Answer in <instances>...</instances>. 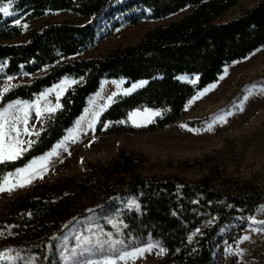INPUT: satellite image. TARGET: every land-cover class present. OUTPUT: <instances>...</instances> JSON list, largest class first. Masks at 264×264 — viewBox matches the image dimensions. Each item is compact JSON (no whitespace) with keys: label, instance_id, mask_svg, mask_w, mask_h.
Segmentation results:
<instances>
[{"label":"trees","instance_id":"16d2710c","mask_svg":"<svg viewBox=\"0 0 264 264\" xmlns=\"http://www.w3.org/2000/svg\"><path fill=\"white\" fill-rule=\"evenodd\" d=\"M239 1L129 0L122 11L133 13L126 18L132 25L190 6L195 10L179 22L147 33L134 47L85 58L81 54L98 41L99 20L118 0H0V5L12 3L15 11L27 14V21L55 11L72 12L80 20V24H48L31 31L25 43L15 44L11 41L21 36L22 28L0 16L4 77L48 69L30 84L6 92L0 111L17 100L33 101L64 78L80 80L64 94L61 109L47 119L30 149L15 161L0 163V183L62 140L105 80L122 79L127 87L147 84L116 97L100 117L98 133L105 124L111 125L108 134L159 132L181 118L187 102L217 82L227 65L264 47V0L231 21L217 22ZM135 9H141L140 15L134 14ZM182 76H196L197 83L182 82ZM144 108L163 113L140 130L118 123ZM140 163L137 155L122 149L110 162L88 164L78 177L37 185L9 201L0 216V252L15 259L3 264H46L62 234L91 221L104 223L118 211L125 243L134 247L155 243L165 250L158 264H212L217 249L224 242L238 241L248 219L264 204L261 194L223 191L209 178L190 182L144 177ZM236 220L238 226L223 234Z\"/></svg>","mask_w":264,"mask_h":264},{"label":"rangeland","instance_id":"374dc122","mask_svg":"<svg viewBox=\"0 0 264 264\" xmlns=\"http://www.w3.org/2000/svg\"><path fill=\"white\" fill-rule=\"evenodd\" d=\"M128 1L118 0L107 10L97 25V43L86 49L81 57L99 58L116 50L134 47L143 40L147 33L179 22L195 10V7L190 6L162 19H144L138 25H132L126 21V18L133 13L122 11L123 5ZM259 1L240 0L217 22L231 21L239 17L245 10L255 6ZM0 7L9 8L7 15L0 12V16L4 20L11 21L22 28L21 36L11 41L15 44L25 43L31 31L39 30L48 24L65 21L80 24L78 17L69 11L46 12L38 20L27 21V14L15 11L14 4L5 3ZM140 13L141 9L134 10V14L140 15ZM17 20L20 21L19 24L15 23ZM116 24L119 26L113 28ZM5 69L6 65L1 63L0 93L2 94H0V99L6 93L3 91L5 87H8L9 91L18 86L30 84L48 70L45 69L35 75L10 76L11 79H9L10 77H4ZM180 80L195 85L198 78L182 76ZM66 81L69 83L65 85ZM71 81H75V83H71ZM79 82L80 80L73 78H64L33 101L17 100L10 103L15 105L19 101L33 105L29 114V128L35 134H22L23 139L32 141L31 146L43 131L47 119L57 114L61 109L60 107L51 114L44 112L40 117H37L35 103L39 101L42 108L47 107L48 103L55 105L57 103V88L60 85H65L63 94L60 95L58 101L61 105L64 94ZM146 84L147 82H138L127 87L126 81L122 79L103 81L98 92L91 96L83 114L67 131L65 137L49 152L32 160L39 164V158L54 151L57 153L50 157L48 169L42 173V178H36L30 184L17 187L11 192H0V216L9 201L27 193L33 187L52 184L65 178L78 177L83 174L88 164L110 162L122 149L141 159L140 174L144 177H178L190 182L209 178L217 189L238 193H258L264 197V47L242 60L227 65L218 81L211 84L215 87L189 103L193 97L210 85L193 96L187 102L183 116L164 130L152 133L108 134L105 132L111 125L107 124V127L98 133L99 119L111 106L114 99L120 95H129ZM42 94H45L43 98ZM23 103L17 107H23ZM144 109L139 110L141 115L136 117L138 121H143ZM152 110L159 111L160 115L154 116L151 122L163 113L160 109ZM12 111L19 114L15 109ZM218 116H223L224 120H216L209 130L208 125ZM94 119L95 123L93 124ZM196 121L201 122V125H189L190 122ZM151 122H141L140 126H136L128 116L127 121L120 124L140 130ZM90 124L92 127H89ZM182 125H187V127H182ZM85 137L93 139V143L100 144L101 147L94 151L90 157L82 155L79 156L81 158L75 159L73 157L74 149ZM30 147L25 145L27 150ZM12 174V177H8V175L6 177L14 180L16 171ZM119 206L122 204L119 203ZM119 215L118 211V214L107 217L104 223L99 220L91 221L62 234L57 241L55 251L46 264H86L89 260L98 261L107 255L116 256L121 251L145 247L146 245L134 247L133 244L124 242ZM236 221L228 226L223 234L235 229L238 226V220ZM239 221L241 220L239 219ZM109 233H111V237H109ZM84 237H89L93 241L99 237L101 241L111 239L123 241V243H117L113 247L104 244L101 249L99 246L84 243ZM244 237L248 238L243 239ZM150 244H153L154 247L144 253L143 257L146 262L139 264H158L163 259L165 251H160L162 247L155 243ZM89 248L91 251L87 250ZM7 261V258L0 259V264ZM132 261H118L117 264H132ZM212 264H264V204L257 210L255 216L248 219L246 230L238 241L224 242L217 249Z\"/></svg>","mask_w":264,"mask_h":264},{"label":"snow or ice","instance_id":"6c2138e0","mask_svg":"<svg viewBox=\"0 0 264 264\" xmlns=\"http://www.w3.org/2000/svg\"><path fill=\"white\" fill-rule=\"evenodd\" d=\"M10 2V0H9ZM0 12L4 14H9V8L8 7H0ZM15 23L19 24L20 21L17 20ZM24 27H27V25H24ZM11 79V77L9 78ZM69 83L68 81L65 82V85ZM71 83H75V81H71ZM65 85H60L57 88V103L55 105H52L51 103H48L47 107L42 108L39 101L35 103V112L36 116L40 117L44 112H47L49 114L54 113L58 108L62 107V105L59 104V98L60 95L63 94V91L65 89ZM215 87V85H210L208 88L204 89L201 93H198L197 96L193 97L192 101H189V103H192L194 100L198 99L201 95L209 91L211 88ZM4 92L8 91V87H5L3 89ZM2 94V93H0ZM45 94H42V98ZM23 102H16V104H9L6 109L3 111H0V163L7 162V161H15L17 158H19L24 151L27 149L25 148V145L28 147L31 146L32 141L31 140H25L22 138V134H28L33 135L35 134L33 131L29 128V114L30 109L33 107V105H29L27 103H23V107H17V105L21 104ZM13 109H15L16 112L19 114L13 113ZM144 119L143 121H138L136 119L137 116L141 115L139 110H136V112L129 113V119L132 120L133 124L136 126H140L141 122L147 123L151 122L152 118L154 116L160 115V112L157 110L152 109H144ZM97 116H99V113H97ZM216 120H224L223 116L216 117L212 123L208 125V129L211 130L212 124L216 122ZM95 123V119L92 122ZM118 123H124V121H119ZM23 125V127H21ZM89 127H92V124L89 125ZM105 127H107V124H105ZM182 127H187V125H182ZM57 155V153L51 152L48 155L39 158L40 162L37 164L36 161L30 162L28 165H26L24 168H17L16 169V177L14 180H10L8 177H12V173L8 174V177L4 179L2 183H0V192H11L17 187H24L32 182V180L36 178H42V173L47 171L49 159L51 156ZM135 203V202H133ZM138 207V206H137ZM109 237H111V233L108 234ZM248 237H244L243 239H247ZM84 243L91 244L94 246H99L101 249L103 248L104 244H108L109 247H113L117 243H123V241H115V240H105L101 241L99 237H97L94 241L89 237H84ZM154 247L153 244H148L145 247H136L133 248L131 251H121L118 255L112 256L107 255L104 256L101 260L98 261H92L89 260L86 262V264H117L118 261H128V260H136L140 257H143L144 253L147 251H150ZM88 251H91V249H87ZM9 252L12 250L9 249ZM161 252L165 251L163 248L160 249ZM8 260H14L15 257L8 256L5 257V254L0 252V259Z\"/></svg>","mask_w":264,"mask_h":264},{"label":"bare ground","instance_id":"6f19581e","mask_svg":"<svg viewBox=\"0 0 264 264\" xmlns=\"http://www.w3.org/2000/svg\"><path fill=\"white\" fill-rule=\"evenodd\" d=\"M82 138V137H81ZM79 140V139H78ZM75 146V145H74ZM99 147H101L100 146V144H98V145H95L94 143H93V139H91V138H84L82 141H81V143L74 149V152H73V157L75 158V159H77V157H79V156H82V155H86V156H91V155H93V152L94 151H96ZM73 149V148H72ZM100 149V148H99ZM98 149V150H99ZM98 152V151H97ZM71 155V154H70ZM85 156V157H86ZM72 158V157H71ZM79 158H81V157H79ZM67 159V158H66ZM70 159V158H69ZM78 161V160H77ZM64 165V164H63ZM72 166V165H71ZM145 261V258L143 257H141V258H139V259H137V260H133L132 261V264H139V263H141V262H144ZM146 262V261H145Z\"/></svg>","mask_w":264,"mask_h":264}]
</instances>
